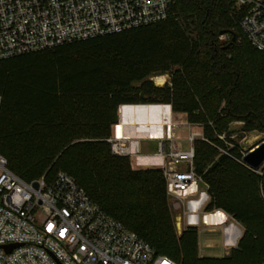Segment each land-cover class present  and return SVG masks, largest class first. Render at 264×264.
Listing matches in <instances>:
<instances>
[{"label": "trees", "instance_id": "obj_1", "mask_svg": "<svg viewBox=\"0 0 264 264\" xmlns=\"http://www.w3.org/2000/svg\"><path fill=\"white\" fill-rule=\"evenodd\" d=\"M239 18L235 0H174L164 21L0 59V154L8 168L27 182L70 174L108 215L187 264L197 229L177 239L162 169L134 170L108 142L120 106L169 104L203 127L194 168L209 185L206 210L221 208L245 228L218 264H259L264 165L254 178L258 170L242 162L237 143L229 148L219 139L231 135L230 121L241 122L243 133H264V53ZM162 74L170 81L155 85L151 77ZM185 238L184 258L175 248Z\"/></svg>", "mask_w": 264, "mask_h": 264}, {"label": "built area", "instance_id": "obj_2", "mask_svg": "<svg viewBox=\"0 0 264 264\" xmlns=\"http://www.w3.org/2000/svg\"><path fill=\"white\" fill-rule=\"evenodd\" d=\"M173 1L0 0V59L164 21ZM235 7L239 28L264 53V0H235ZM176 125L162 133L154 154L143 153L142 140L122 133V126L108 142L112 154L129 157L134 170L161 168L168 197L184 206L202 178L194 168L197 134H189L187 149H178ZM160 126L146 128L158 132ZM154 158L161 159L159 167H153ZM0 264L177 262L108 215L70 174L59 171L51 180L44 174L27 182L0 154Z\"/></svg>", "mask_w": 264, "mask_h": 264}, {"label": "rangeland", "instance_id": "obj_3", "mask_svg": "<svg viewBox=\"0 0 264 264\" xmlns=\"http://www.w3.org/2000/svg\"><path fill=\"white\" fill-rule=\"evenodd\" d=\"M226 36H221L220 40H226ZM165 76V82L163 84H158L155 81V77H151V80L153 83L157 86H163L165 83L170 81V74H162ZM162 75H157V76H162ZM135 88H138L141 86V82H135L133 84ZM155 104H160V103H155ZM166 109V110H165ZM180 113H175L173 112L172 108L169 106H164L162 110L158 111L156 121L155 120H150L151 118L144 117L146 118L145 120H150V123H157L162 126V132L167 131L169 129L170 123H177L176 127H174V131L177 136V141H176V147L178 149H187L189 147V142H188V136L191 132H194L197 134V139L202 138L201 134L198 132L199 130H203L202 126L194 125L196 127H192L188 122H186L184 117H180ZM166 118L165 121L163 119ZM149 124V123H148ZM200 127V128H199ZM242 123L241 122H235V121H230L228 123V132L231 133L229 135L228 133H222L219 135V139L225 143V146H228L229 148L234 147V143L230 142V140L234 141L237 143L238 148L243 152L246 153L248 150L252 149L254 146H256L258 143H260L262 140H264V133L259 132V131H253L249 133H243L241 131ZM140 133L137 132L138 135H136V138L139 140H147L150 138L149 135L147 134H142V131H139ZM163 135V134H162ZM203 135V134H202ZM159 140V139H158ZM183 143H182V142ZM143 145V143H142ZM182 145V146H181ZM210 145L220 151L221 153H228L227 149L225 147H220L218 146L215 142H211ZM157 146H158V141H157ZM143 151V149H142ZM143 153H150L147 151H143ZM134 169V168H133ZM261 174L262 172L258 170L257 172L252 173L254 175V178L258 175ZM201 189L207 190L209 188L208 183L202 178L200 181ZM190 200V201H189ZM187 201V220L185 221V226L187 224H190V219L191 217L195 216L197 219V225L199 226L200 233L198 234V240L195 245V249L192 251V255L187 257V264H202V260H207L208 262L206 264H218V260L224 259L227 256H229L234 248H237L236 245L228 246L225 242V233L226 230H221L220 228L217 229V231H212L210 230V227L207 225L205 228H203V222H202V214L201 213H195V210L199 209L202 211L203 205L198 203H193V198L189 199ZM169 205H170V210L172 213L173 221H174V227H175V233L177 239L181 238L182 233L185 229H189V227L184 226V207L180 205L175 199L168 197ZM191 210V211H190ZM181 217V218H180ZM179 224V225H178ZM243 226V225H242ZM244 227V226H243ZM197 229L198 233V228ZM186 242V238L184 240H179V243L177 247L175 248L178 253L185 258V255L183 253V248L184 244ZM179 264V263H178Z\"/></svg>", "mask_w": 264, "mask_h": 264}, {"label": "crops", "instance_id": "obj_4", "mask_svg": "<svg viewBox=\"0 0 264 264\" xmlns=\"http://www.w3.org/2000/svg\"><path fill=\"white\" fill-rule=\"evenodd\" d=\"M164 106H169L171 108V105L169 104H131V105H122L119 108L118 111V123L113 126L112 128V134L114 135L118 133L119 127H121V131L124 134H132L134 137H136L137 132L142 131V134H147L150 136L149 139L142 141L143 145L141 144V149L143 151H147L150 153L145 154H154L157 148V141L160 136H162V126L158 129V132L154 130H147V124L150 123V120H157V114L158 111L162 110ZM166 110V109H165ZM180 117H184L186 122V114L180 113ZM151 118L150 120H145L144 117ZM166 118L163 119L165 121ZM189 123V122H188ZM193 128L197 126L191 125ZM200 128V127H199ZM198 132L203 134V130H199ZM141 134V133H140ZM182 142V141H181ZM183 143V142H182ZM182 146V145H181ZM142 151V152H143ZM153 161L156 163L153 167H159L161 164V159L154 158ZM189 197L186 200L184 207V226L185 221L187 220V201L191 198H193V203H200L203 205L202 211L199 209L195 210V213H201L202 214V222H203V228L207 225L210 227V230L217 231L218 228L221 230H226L225 233V242L228 246H234L239 243V240L244 234L245 228L236 221L230 214L225 212L221 208H215L213 210L207 211L206 206L211 200V196L207 190H202L200 182H198L194 187H192L189 191ZM190 201V200H189ZM188 201V202H189ZM191 211V210H190ZM181 218V217H180ZM190 224H187V227H196L198 228V234L201 232L199 229V226L197 225V219L195 216L191 217ZM185 226V227H186Z\"/></svg>", "mask_w": 264, "mask_h": 264}, {"label": "water", "instance_id": "obj_5", "mask_svg": "<svg viewBox=\"0 0 264 264\" xmlns=\"http://www.w3.org/2000/svg\"><path fill=\"white\" fill-rule=\"evenodd\" d=\"M224 33H221L223 35ZM242 162L253 170H259L264 165V140L248 150L242 156ZM35 186H37L35 184Z\"/></svg>", "mask_w": 264, "mask_h": 264}, {"label": "bare ground", "instance_id": "obj_6", "mask_svg": "<svg viewBox=\"0 0 264 264\" xmlns=\"http://www.w3.org/2000/svg\"><path fill=\"white\" fill-rule=\"evenodd\" d=\"M155 81L158 83V84H163L165 82V76L162 75V76H156L155 78ZM145 166H149L151 164H148V163H143Z\"/></svg>", "mask_w": 264, "mask_h": 264}]
</instances>
